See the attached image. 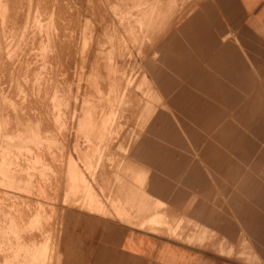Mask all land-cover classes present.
<instances>
[{
    "label": "rangeland",
    "instance_id": "374dc122",
    "mask_svg": "<svg viewBox=\"0 0 264 264\" xmlns=\"http://www.w3.org/2000/svg\"><path fill=\"white\" fill-rule=\"evenodd\" d=\"M0 103V264H57L66 207L264 264V29L210 0H0Z\"/></svg>",
    "mask_w": 264,
    "mask_h": 264
},
{
    "label": "crops",
    "instance_id": "0c3cea01",
    "mask_svg": "<svg viewBox=\"0 0 264 264\" xmlns=\"http://www.w3.org/2000/svg\"><path fill=\"white\" fill-rule=\"evenodd\" d=\"M232 32L264 29V0H210ZM158 119V118H157ZM155 118V121H157ZM57 264H239L96 213L66 207L58 221Z\"/></svg>",
    "mask_w": 264,
    "mask_h": 264
},
{
    "label": "bare ground",
    "instance_id": "6f19581e",
    "mask_svg": "<svg viewBox=\"0 0 264 264\" xmlns=\"http://www.w3.org/2000/svg\"><path fill=\"white\" fill-rule=\"evenodd\" d=\"M127 2V1H126ZM25 9V8H24ZM22 13V12H21ZM16 18V17H15ZM19 21V20H18ZM22 22V21H21ZM19 24V23H18ZM20 26H21V24H20ZM28 28V27H27ZM27 35V34H26ZM40 43V42H39ZM41 45V44H40ZM48 45V44H47ZM38 48V47H37ZM57 54H58V52H57ZM6 73V72H5ZM6 75V74H5ZM8 75H10V74H8ZM10 79V78H9ZM19 83V82H18ZM11 85H12V83H11ZM14 85V84H13ZM19 85V84H18ZM15 86V85H14ZM22 90V89H21ZM10 101V100H9ZM2 102H4L3 100H2ZM1 104V103H0ZM5 104V103H4ZM11 106V105H10ZM8 107V106H7ZM0 108H1V105H0ZM11 108V107H10ZM5 110V109H4ZM10 110V109H9ZM6 112V111H5ZM3 113V112H2ZM3 115V114H2ZM1 115V116H2ZM4 117V116H3ZM7 117V116H6ZM15 118V117H14ZM3 119H5V118H3ZM15 120V119H14ZM18 119H16V121H17ZM20 120V119H19ZM0 121H3V120H0ZM7 121V120H6ZM2 123V122H1ZM0 123V124H1ZM21 123V122H20ZM5 124V123H4ZM15 124V123H14ZM2 125V124H1ZM10 125V124H9ZM24 125H26V123L24 124ZM6 126V125H5ZM20 126V125H19ZM18 126V127H19ZM14 129V128H13ZM2 132V131H1ZM14 135V134H13ZM13 138V137H12ZM9 139V138H8ZM13 142V141H12ZM12 145V144H11ZM14 145V144H13ZM5 197V196H4ZM2 211V210H1ZM11 212V211H10ZM7 215V214H6ZM15 215H17V214H15ZM4 216V215H3ZM6 217V216H5ZM15 217V216H14ZM17 217V216H16ZM3 218V217H2ZM22 219V218H21ZM6 220V219H5ZM2 221V220H1ZM21 222V221H20ZM1 223V222H0ZM9 224V223H8ZM24 224V223H23ZM4 225V224H3ZM19 225V224H18ZM7 229V228H6ZM26 229V228H25ZM15 232V231H14ZM26 232V231H25ZM28 233V232H27ZM2 234V233H1ZM24 234V233H23ZM5 236V235H4ZM2 239V238H1ZM26 239V238H25ZM7 241V240H6ZM0 245H1V243H0ZM1 247V246H0ZM32 250V249H31ZM39 250V249H38ZM37 251V250H36ZM35 251V252H36ZM41 251V250H40ZM36 254H38V253H36ZM7 261V260H6ZM10 262V261H9ZM17 264V263H16Z\"/></svg>",
    "mask_w": 264,
    "mask_h": 264
}]
</instances>
